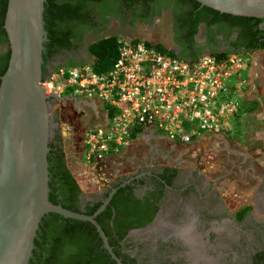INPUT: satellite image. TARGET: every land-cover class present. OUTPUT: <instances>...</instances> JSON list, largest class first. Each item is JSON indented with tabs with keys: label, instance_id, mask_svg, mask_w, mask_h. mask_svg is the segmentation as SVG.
I'll use <instances>...</instances> for the list:
<instances>
[{
	"label": "flooded vegetation",
	"instance_id": "flooded-vegetation-1",
	"mask_svg": "<svg viewBox=\"0 0 264 264\" xmlns=\"http://www.w3.org/2000/svg\"><path fill=\"white\" fill-rule=\"evenodd\" d=\"M122 5V0H98L92 3L93 7L86 18H78L70 24L77 47L58 52L46 65L47 68L90 60L92 56L87 51L89 44L110 35V32L138 37L135 34L140 29L154 33L161 25L168 27L169 49L181 57L211 51H232L238 47L243 49L242 45L251 42L241 27L228 19L209 24L212 15L204 11L196 12V9L192 17L189 13L192 6L187 2L148 0L136 3L129 10L120 7ZM182 20L187 23L186 26L181 23ZM138 38L143 39L142 36ZM260 51H264V48L254 52ZM50 103L54 120L57 119L54 108L57 103L75 104L82 110L90 107L96 113L91 106L92 101L84 98L72 97L62 102L52 97ZM171 146L175 148L179 145ZM159 155L161 161L155 162L149 155V159L136 163L125 178L113 180L114 184L122 182L121 186L127 185L133 200L138 201L131 208L132 213L123 220L119 218L122 223L112 230L111 239L116 241L117 247V251L113 252L122 264L261 263L264 259V174L258 175V178L250 177L255 186H252L254 189L248 203L242 205L250 209L239 219L237 209L230 212L224 205L220 196L221 185H214L198 162L177 159L170 164L166 153ZM251 162L250 159L249 165H253ZM230 166L240 170L235 163ZM252 171L254 173L255 169ZM241 176L239 174L238 178ZM113 183L109 182L100 192L87 199L102 200ZM113 217L114 214L110 218ZM148 219L150 221L142 226H132ZM109 224L115 225L111 220ZM110 264L118 263L110 256Z\"/></svg>",
	"mask_w": 264,
	"mask_h": 264
},
{
	"label": "built area",
	"instance_id": "built-area-1",
	"mask_svg": "<svg viewBox=\"0 0 264 264\" xmlns=\"http://www.w3.org/2000/svg\"><path fill=\"white\" fill-rule=\"evenodd\" d=\"M254 54L233 52L223 59L202 54L191 61L143 39L124 38L107 71L97 72L92 62L57 66L42 80L44 92L59 100L97 102L101 118L83 135L84 170L78 178L90 182L93 173L95 185H107V175L100 176L97 169L104 170L109 157L121 152L137 128L156 129L182 144L203 134L238 133V116L246 108L239 105L238 89L247 84Z\"/></svg>",
	"mask_w": 264,
	"mask_h": 264
},
{
	"label": "water",
	"instance_id": "water-1",
	"mask_svg": "<svg viewBox=\"0 0 264 264\" xmlns=\"http://www.w3.org/2000/svg\"><path fill=\"white\" fill-rule=\"evenodd\" d=\"M195 1L221 13L260 18L258 26L264 33V0ZM44 2L7 0L3 22L10 54L0 76V264H28L40 219L49 212L90 222L109 256L122 264L95 220L114 188L91 215L48 200V144L58 122L41 85L43 43L47 39ZM91 106L95 108L94 103Z\"/></svg>",
	"mask_w": 264,
	"mask_h": 264
},
{
	"label": "trees",
	"instance_id": "trees-1",
	"mask_svg": "<svg viewBox=\"0 0 264 264\" xmlns=\"http://www.w3.org/2000/svg\"><path fill=\"white\" fill-rule=\"evenodd\" d=\"M98 0H45L43 21L44 29L47 33V39L43 43L42 51V80L50 75L55 69L47 68V64L53 60L58 52L63 49L72 50L76 48V43L73 41V31L70 24L80 18H86L92 3ZM148 0H122V6L126 10L131 9L136 3H144ZM187 2L196 12H207L212 15L209 24L219 19H228L235 25L241 27L243 34L250 38L251 42L235 48L232 51L217 52L211 51L203 54H208L223 59L228 54L233 52L255 51L264 48V33L259 28L260 18L236 16L227 13H221L207 6H200L195 0H179ZM7 0H0V76L6 70L9 59L8 38L3 27ZM200 7V8H199ZM198 8V9H197ZM104 12V10L102 9ZM107 12V11H106ZM111 13V9H110ZM184 26L187 23L182 20ZM124 35V36H123ZM129 39L132 42L141 40L126 33L110 34L90 43L87 51L93 57L92 66L97 72H104L111 68L117 56V50L120 41ZM262 39V40H261ZM147 44L153 45L164 52L177 56L185 60H195L201 54L192 57H181L174 53L171 49L164 47L161 44L153 43L144 40ZM85 62L72 61L69 66L83 65ZM57 121V119H55ZM141 129L137 128L131 133L133 139ZM48 160V200L54 204H60L62 207L78 213L86 215L93 214L96 209L102 204V201L108 197L112 188L116 189L112 194L106 208L98 213L95 217L96 222L102 228L108 239V243L113 247V251L117 249L116 241L113 238L112 230L122 223L119 218L132 213L131 208L136 206L138 201L133 200L132 194L127 191V185L121 186L122 182L112 185V188L107 190L102 197V200L95 201L90 198L96 193H84L79 180L67 165V155L63 149L62 137L59 129L54 130V136L49 141ZM79 179V180H78ZM82 182V180H81ZM111 183V184H112ZM250 209L249 206H242L237 210V216L242 219L244 214ZM114 214V217H110ZM151 218V217H150ZM112 221L114 226H110L109 221ZM150 221L149 219L132 226H142ZM110 236V237H109ZM117 251V250H116ZM113 262V261H112ZM264 259L261 263L263 264ZM28 264H110V256L102 247V240L98 235L95 227L88 221L77 220L73 218L63 217L54 212L44 214L39 222L36 236L34 238V248Z\"/></svg>",
	"mask_w": 264,
	"mask_h": 264
},
{
	"label": "rangeland",
	"instance_id": "rangeland-1",
	"mask_svg": "<svg viewBox=\"0 0 264 264\" xmlns=\"http://www.w3.org/2000/svg\"><path fill=\"white\" fill-rule=\"evenodd\" d=\"M111 33L113 32H110V34ZM135 35L138 37L142 36L143 40L158 43L169 48L167 45L169 32L166 25H161L158 31L154 33L148 29H140ZM151 35L156 36V38ZM257 55V59H260V61L264 63V51L254 54V56ZM92 61L93 57L85 61V63ZM259 70L261 72L260 76H264V68H259ZM252 95L255 96L253 100H257L258 97H261L260 104H264V77H262L261 81L257 82V91L252 90ZM240 104H244V102L239 99V105ZM76 106L78 105L67 103L63 105L62 103H57L54 107L57 110L58 129L62 137L63 149L67 156L71 154L74 156H81L84 148L83 135L85 131L101 123L99 113H93L91 109H89L90 107H84V110H82L81 107ZM263 107L264 106H258L256 111H258V109H263V115ZM247 109L248 108H244V114H247V117L251 120L254 114L253 112L251 113V111L254 109ZM262 119L264 120V117ZM261 127L264 135V126L261 125ZM255 129L256 127L248 128L245 124V127H239L238 133L227 138V143L217 140L213 138V136L204 135L201 140H194L188 144L175 148H172L170 144H162L160 142L154 148L152 146H146L142 141L137 140L136 143L130 144L120 156L115 157L113 160L114 162L110 163V161H108L106 166L103 167L104 170L101 171L97 169L96 172H99L102 177L104 174L107 175L108 179L104 183L108 184L109 182L112 183L113 180L118 177L125 178L129 175L130 170L133 171L136 163L149 159V155L152 156L153 161L159 162L161 161L159 154L164 152V154L166 153L169 157L170 164H172V162L175 163L177 159H189L194 163L198 162L203 173L214 181V185H218V183L221 185L222 190L220 196L227 210L233 212L236 209L238 210L242 205L248 203L252 196L254 189L252 186L255 185L254 180L251 178H258V175L264 174V143H258V141L262 140L256 139ZM243 155L244 157H242ZM250 159L253 165H249ZM232 163L240 166V170H242L241 173H239V169L236 170L235 167L230 166ZM188 164H190V162ZM250 166L251 169H249ZM252 169H255L254 173ZM113 173L116 174L114 178L112 177ZM239 174H242V178H238ZM234 177L237 179H234ZM93 178L95 177L92 173L89 179L90 182H88V180L81 182L82 179H78L84 193H98L106 186H102V184L95 185L96 181L94 180L92 182ZM238 179H240V182Z\"/></svg>",
	"mask_w": 264,
	"mask_h": 264
},
{
	"label": "crops",
	"instance_id": "crops-1",
	"mask_svg": "<svg viewBox=\"0 0 264 264\" xmlns=\"http://www.w3.org/2000/svg\"><path fill=\"white\" fill-rule=\"evenodd\" d=\"M257 57L258 55L254 56V62L250 70V75L246 81L247 84L243 86L242 88L238 89L239 99L244 102L245 107L248 108L247 110H250L251 108L254 109L253 111H251V113L253 112L254 114H253L252 119L250 120V118L247 117V114H244L245 111L241 112L242 114L238 116V123H239V127L241 128L245 127V124L248 128L256 127L255 129L256 139L258 138L259 140H262V141H258V143H264V135L262 133V127H261V125L264 126V120L262 119L264 117L263 116L264 114L262 115L263 109L262 110L258 109V111H256L258 106L261 107V106H264V104L263 105L260 104L261 97H258L257 100H253L255 96L252 95V90L257 91V82L261 81L262 77H264V76H260L261 72L259 70V68H264V63H262L260 59L258 60ZM92 103H94V106H95L94 109H95V112H97L98 111L96 108L97 102H92ZM204 135L213 136V138H216L217 140H220L224 143H227V138H229V135H225V134H203L194 140H201L202 136ZM137 140L142 141L146 146H152L154 148L155 146L158 145L159 142L162 144L167 143L170 145L171 144H177L179 146L184 145L176 141L168 140L164 135H162L156 129L146 128V129L141 130L138 134H136V136L127 145L124 146V148L121 150L119 154L110 156L109 157L110 163L114 162L113 160L115 159V157L120 156L130 144L136 143ZM83 152H84V148H83L81 156H74L73 154L67 156V165L76 177H79L82 171L84 170ZM116 174L113 173L112 177L114 178Z\"/></svg>",
	"mask_w": 264,
	"mask_h": 264
}]
</instances>
